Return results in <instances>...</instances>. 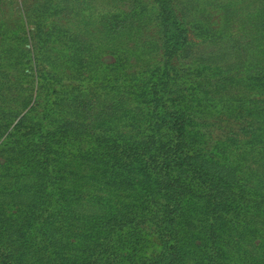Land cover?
I'll list each match as a JSON object with an SVG mask.
<instances>
[{"label":"trees","instance_id":"16d2710c","mask_svg":"<svg viewBox=\"0 0 264 264\" xmlns=\"http://www.w3.org/2000/svg\"><path fill=\"white\" fill-rule=\"evenodd\" d=\"M260 2L242 37L188 27L176 0L101 13L109 71L89 26L0 47V264H264ZM151 9L160 38L140 41ZM133 50L161 60L127 80ZM214 114L247 138L210 146L196 117Z\"/></svg>","mask_w":264,"mask_h":264},{"label":"rangeland","instance_id":"374dc122","mask_svg":"<svg viewBox=\"0 0 264 264\" xmlns=\"http://www.w3.org/2000/svg\"><path fill=\"white\" fill-rule=\"evenodd\" d=\"M59 1L63 2L56 8L55 6L59 4ZM135 1H139L137 4L142 6H146L152 2V0H2L0 3V25L3 26L0 29V47L5 45L13 46L16 42L15 38L18 35H23L21 32L22 28H25L26 33L31 32L32 35L38 32V29H42L44 32L66 28L80 31V29H84L79 27L89 26V35L101 43L98 45L97 52L94 55H97L102 67L108 65L106 67L107 71L111 63L115 62L112 46L107 41L102 40L101 31L95 32L96 26L87 24V21L93 20L101 13L113 12L118 9L127 10ZM260 1L176 0V5L178 15L184 18V22L188 27L190 24L199 23L204 26L206 34L220 36L224 33H230V35L242 37L244 32L241 25L243 26V23H247L248 17L253 15L257 5L261 3ZM72 10L76 12H72ZM80 12L82 15L79 14ZM151 16L150 22L148 24L145 23V26L139 31L138 38L140 41H152L153 39L158 41L160 38L158 27L160 21L158 22L157 15L152 9L146 10L145 20H149ZM226 16L232 17L230 24L226 22ZM101 30L103 31V29ZM194 33V29L190 28L189 37L191 40L196 38ZM125 42L131 46L134 45V41ZM48 46L50 51L59 53L57 50L60 48L59 44L48 43ZM119 54L123 55V51L119 52ZM126 54L130 55V62L132 61L134 64L139 65L131 69L130 73L134 74L126 78L127 80H134L136 71H139L141 67H147L150 63L158 64L161 60L160 54H150L148 60L145 57L139 60L138 53L134 50ZM2 56L4 58L3 63L7 68L5 70L11 72L12 77L15 78L17 67L13 66L14 60L12 61V65H9L10 58L6 54ZM143 60L145 63L142 62ZM70 74H73V72ZM121 81L124 82L123 80ZM196 121L199 124V133L203 134L204 138L209 141L210 146L229 138L232 134L239 138V140L247 138L241 132L244 126L243 122L234 119L228 120L225 115H197ZM196 241V239H193L190 244L195 253L194 256L198 258L209 256V253L206 251L201 254L196 253V249L198 250L199 247V244L195 243Z\"/></svg>","mask_w":264,"mask_h":264}]
</instances>
